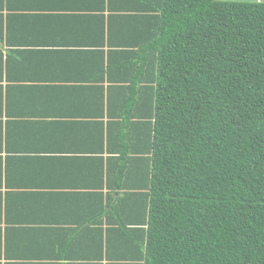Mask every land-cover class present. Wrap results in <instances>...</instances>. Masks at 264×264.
<instances>
[{"label": "trees", "instance_id": "1", "mask_svg": "<svg viewBox=\"0 0 264 264\" xmlns=\"http://www.w3.org/2000/svg\"><path fill=\"white\" fill-rule=\"evenodd\" d=\"M88 2L115 83L107 263L264 264V1Z\"/></svg>", "mask_w": 264, "mask_h": 264}, {"label": "crops", "instance_id": "2", "mask_svg": "<svg viewBox=\"0 0 264 264\" xmlns=\"http://www.w3.org/2000/svg\"><path fill=\"white\" fill-rule=\"evenodd\" d=\"M10 2L0 36V264H108L121 251L100 228L115 84L100 22L74 9L88 0Z\"/></svg>", "mask_w": 264, "mask_h": 264}, {"label": "rangeland", "instance_id": "3", "mask_svg": "<svg viewBox=\"0 0 264 264\" xmlns=\"http://www.w3.org/2000/svg\"><path fill=\"white\" fill-rule=\"evenodd\" d=\"M229 1H259V0H229ZM264 1V0H262Z\"/></svg>", "mask_w": 264, "mask_h": 264}]
</instances>
